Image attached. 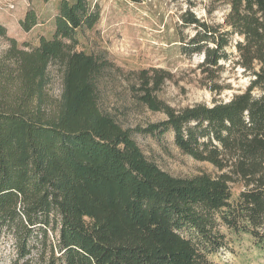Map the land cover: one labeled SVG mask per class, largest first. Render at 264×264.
<instances>
[{
  "label": "trees",
  "instance_id": "1",
  "mask_svg": "<svg viewBox=\"0 0 264 264\" xmlns=\"http://www.w3.org/2000/svg\"><path fill=\"white\" fill-rule=\"evenodd\" d=\"M225 2L224 26L182 16L194 33L180 38V52L203 57L198 67L218 93L236 36L250 86L227 102L176 110L157 98L169 72L135 71L138 101L166 118L128 129L100 109L97 85L112 65L76 49L97 9L60 0L52 37L26 50L0 24L12 61L0 62V237L12 236V264H215L232 236L264 249V0ZM25 13L29 32L36 15ZM57 64L62 93L51 103L44 87ZM169 132L182 154L216 173L175 178L134 140Z\"/></svg>",
  "mask_w": 264,
  "mask_h": 264
},
{
  "label": "rangeland",
  "instance_id": "2",
  "mask_svg": "<svg viewBox=\"0 0 264 264\" xmlns=\"http://www.w3.org/2000/svg\"><path fill=\"white\" fill-rule=\"evenodd\" d=\"M60 0H10L8 9L0 3V24L7 36L16 40L20 49L36 48L39 38L50 39ZM90 9H97L99 22L94 30L77 36L76 48L106 60L112 68L105 70L98 82V101L102 113L113 118L124 129L145 127L163 121L162 113L152 112L138 101L137 83L132 73L139 70L160 69L170 78L163 84L157 98L165 105L181 108L197 104L212 105L214 101L227 102L246 91L253 80L252 72L237 65L236 43L233 36L226 49L229 58L221 62L222 70L215 83L218 93L210 91V83L199 69L201 55L188 57L180 52V38L192 36L193 29L183 27L182 16L191 13L201 22L224 26L229 7L225 0H84ZM8 4V5H9ZM36 15L37 24L24 32L20 22L25 12ZM9 45L0 37V62L9 69L12 61L5 59ZM60 65L48 69L44 90L49 102H58L62 93ZM254 94H258L254 92ZM145 158L175 178H192L205 173L214 175L215 168L206 162H197L182 154L173 143V133L162 139L136 134L134 136ZM11 234L0 237V264H12L14 245ZM215 264H264V249H259L250 237H228L226 248L213 258Z\"/></svg>",
  "mask_w": 264,
  "mask_h": 264
},
{
  "label": "built area",
  "instance_id": "3",
  "mask_svg": "<svg viewBox=\"0 0 264 264\" xmlns=\"http://www.w3.org/2000/svg\"><path fill=\"white\" fill-rule=\"evenodd\" d=\"M9 2L10 0H0V3L6 4L7 5L6 7H8V9H12L13 5L11 3L9 4Z\"/></svg>",
  "mask_w": 264,
  "mask_h": 264
}]
</instances>
